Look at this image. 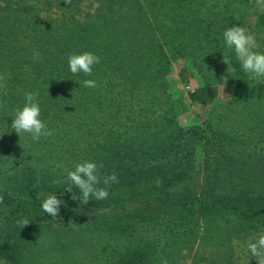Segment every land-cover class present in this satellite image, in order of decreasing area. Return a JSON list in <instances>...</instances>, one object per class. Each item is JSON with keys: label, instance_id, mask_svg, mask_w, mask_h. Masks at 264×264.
Listing matches in <instances>:
<instances>
[{"label": "trees", "instance_id": "obj_1", "mask_svg": "<svg viewBox=\"0 0 264 264\" xmlns=\"http://www.w3.org/2000/svg\"><path fill=\"white\" fill-rule=\"evenodd\" d=\"M256 1L0 0V260L180 264V250L213 223H223L222 236L264 230V95L223 39ZM256 24L264 27V8ZM259 46L264 52V39ZM84 51L101 61L91 76L73 75L68 56ZM172 52L207 82L231 84L200 123L178 120L182 98L166 78ZM25 92L39 93L53 136L37 142L10 130ZM60 160L68 169L102 163L119 183L106 200L83 205L72 199L78 189L55 183L66 177L53 170ZM55 193L62 204L53 219L41 205Z\"/></svg>", "mask_w": 264, "mask_h": 264}, {"label": "clouds", "instance_id": "obj_2", "mask_svg": "<svg viewBox=\"0 0 264 264\" xmlns=\"http://www.w3.org/2000/svg\"><path fill=\"white\" fill-rule=\"evenodd\" d=\"M261 0H257L260 3ZM70 4L71 0H65ZM223 39L229 49H233L236 59L239 61L242 70L249 74L250 78H264V52L253 51L257 47L255 37L245 26H232L223 32ZM38 53L34 52V57H38ZM101 57L97 54L84 51L82 53L70 54L68 56V67L73 75L84 73L91 76L94 66L99 64ZM224 63L228 65V71H235L230 60L224 57ZM227 84V77L221 84L222 90ZM84 87L94 88L97 82L94 79H85ZM0 91L3 95H7L6 77L0 75ZM38 92H25V103L22 108H17L15 117L12 119L10 130H15L19 136L21 134H30L33 141H39L42 137L48 138L53 136L54 130L40 118L41 107L38 100ZM4 101L0 99V107H3ZM103 164L95 161L85 160L77 162L72 169H65L66 177L64 180H57L55 183H67L65 188L68 192L73 189L79 190V195H72L73 200H79L81 204L87 205L90 197L95 201L106 200L109 196L108 188L114 183H119L115 173L105 175L101 173ZM101 183L104 187H100ZM3 197H0V203ZM62 200L57 198L55 194H49L42 202V210L51 218L55 219L60 212ZM21 227L29 224L27 219L19 221ZM248 252L256 258L257 264H264V234H260L256 239L247 246Z\"/></svg>", "mask_w": 264, "mask_h": 264}, {"label": "rangeland", "instance_id": "obj_3", "mask_svg": "<svg viewBox=\"0 0 264 264\" xmlns=\"http://www.w3.org/2000/svg\"><path fill=\"white\" fill-rule=\"evenodd\" d=\"M263 8L264 0H261L260 3L256 1L250 9L249 15L244 19V26L255 37L257 47L253 51L257 52L263 50L259 46V41L264 39V27H258L256 24L257 15ZM169 57L171 67L166 78L173 91L182 98L183 108L180 109L178 115V120L182 125L187 126L202 122L209 116L210 110L217 101H223L231 96V84L227 83L222 90L221 84L223 83L207 82L206 77L199 74L188 59L173 52L169 53ZM220 62H222V58ZM254 83L257 91L264 95V78H256ZM64 162V160L54 162L53 170L61 167L62 170L59 173L65 172L68 167ZM222 225L223 223H213L208 237L202 238V235H199L192 247L184 246L179 252V263L210 264V259L226 257L229 260L228 264H247L252 257L247 246L258 235L264 234V230L262 228L241 232L232 230L230 235L222 236V230H220ZM89 239L94 241V236H90ZM78 253L77 251L71 253L70 260L75 259ZM83 259L80 255L79 261ZM0 264L5 263L0 260ZM60 264H62L61 260Z\"/></svg>", "mask_w": 264, "mask_h": 264}]
</instances>
